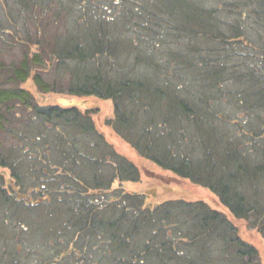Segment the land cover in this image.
Masks as SVG:
<instances>
[{
  "label": "trees",
  "instance_id": "16d2710c",
  "mask_svg": "<svg viewBox=\"0 0 264 264\" xmlns=\"http://www.w3.org/2000/svg\"><path fill=\"white\" fill-rule=\"evenodd\" d=\"M30 78L40 93L112 100L108 124L141 156L211 189L264 238V0H0V222L24 229L37 213L42 238L83 264L95 241L106 264H263L206 202L126 191L140 168L90 111L41 104ZM221 84L257 125L232 129L211 108Z\"/></svg>",
  "mask_w": 264,
  "mask_h": 264
},
{
  "label": "rangeland",
  "instance_id": "374dc122",
  "mask_svg": "<svg viewBox=\"0 0 264 264\" xmlns=\"http://www.w3.org/2000/svg\"><path fill=\"white\" fill-rule=\"evenodd\" d=\"M202 2L205 3L206 6L213 8L222 5V0H202ZM219 16L221 20L227 17V15L222 12V8L219 12ZM164 47L167 49L176 48L171 38H168L167 44ZM218 48L220 55H222V45H219ZM193 51L194 50H190L185 53L190 55ZM203 54L205 55L207 53H193L194 56L198 57ZM175 55L178 57L177 53ZM142 69L144 70V66H142ZM193 82L196 87L199 86L196 78H194ZM190 85L192 86V83ZM184 86L188 90H192L189 85L184 84ZM220 86L221 87L216 91V96L211 97V108L214 109L219 116L222 117V115H225L232 119L234 123L228 124L229 127L239 130L245 126L257 125V117L254 115L253 117L248 115L241 116L242 112L236 109L230 94L228 96L227 93H230L231 90H235L236 86L232 84H224L223 86L221 84ZM24 87L33 91L41 104L76 107L83 112L90 111L98 132L102 133L107 142L113 145L120 154L135 163L142 172L140 180L125 182L124 188L126 191L129 193L148 194L150 195L148 203L151 202L152 204L176 199L206 202L210 207L225 213L236 224L242 239L258 249L262 263L264 264V238L255 228H252L246 220L233 216L232 212L224 206L220 197L211 189L196 184L190 179L181 177L175 178V176H173L175 174L170 170H165L155 162L141 156L130 143L122 138L112 126L108 124V120L115 118V104L112 100L95 96L82 97L70 95L68 93H40L36 90L31 78L24 84ZM198 95L199 93L196 92V94L192 96L195 100H199ZM254 114H256V112H254ZM245 119H247V121L243 122ZM261 121L263 122L262 125H264V117ZM1 171L4 172L9 179L10 172L3 169H1ZM165 177H169L170 179L167 180ZM115 186H118V183ZM109 196L113 197L114 192L110 191ZM17 211L18 210H16V212ZM22 216L24 220L20 221V225H24V229H11L7 227L8 225L5 226L4 220L0 222L2 225V227H0V264H83L82 250L74 252L77 255L72 253L68 255L64 251L66 246L65 244L61 245L63 244L61 241L55 242V240L42 238L45 234V230L44 227H40L36 222L37 219H35V217L38 216L37 213L30 212L29 216L34 217L33 220H29L28 215ZM101 244L104 245L96 241L92 244L89 251L90 256L88 254L86 255L88 263L106 264L105 261L101 262ZM88 257L90 259H88Z\"/></svg>",
  "mask_w": 264,
  "mask_h": 264
}]
</instances>
